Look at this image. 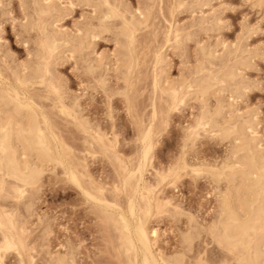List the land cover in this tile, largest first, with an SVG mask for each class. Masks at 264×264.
I'll return each instance as SVG.
<instances>
[{
    "label": "rangeland",
    "instance_id": "rangeland-1",
    "mask_svg": "<svg viewBox=\"0 0 264 264\" xmlns=\"http://www.w3.org/2000/svg\"><path fill=\"white\" fill-rule=\"evenodd\" d=\"M32 1L0 0V76L6 85L11 83L18 87L15 75L21 73L27 76L31 72L28 70L31 64L38 61V56L35 57L38 53L35 52L38 42H34L38 41L36 32L28 30L24 33L26 30L23 28L29 22L27 16L31 9L28 8L31 6L28 3ZM118 1L126 8L127 11L120 5L126 14L128 10L130 15L140 11L147 14V25L136 33L134 58L137 63L129 81L131 87L125 89L123 75L115 71L119 57L116 58L118 41L115 40L114 31H102L103 34L100 31L101 34L96 32L92 45L80 58L64 48L61 49L63 52L60 51L62 56L58 55L56 58L59 59L53 60L52 74L58 81L56 87L59 85L62 90L57 87L58 91H63L65 96L63 92L54 96L55 92L51 94L50 86L46 88L37 79H32L29 84H25V88L22 86L19 89L26 90L24 92L30 94H27L28 97H33L36 107H41V112L50 120L55 136H58L57 139L65 148L62 152L67 155L69 166L72 165L70 167L79 172L83 186L93 196L102 202L105 200V205L116 203L125 209L136 179L129 181L123 178L126 177L125 171L123 177L120 176L126 167L118 162H125L128 170L135 171L141 154V138L152 128L154 148L144 173V186L150 191L152 199V213L145 220L155 254L167 258L182 253L185 256L183 264H223L231 256L224 249L218 248L208 234L196 241L189 251L182 244L181 235L196 224L205 227L219 216V202L227 191V181L222 180L217 184L211 175H205L206 172L195 177L194 170L220 168L229 160L232 143L220 139L216 132L209 133L211 130L207 127L208 132L200 128L190 136L202 110L201 98L188 93L186 105L182 103L171 109V99L155 89L154 79L155 74L160 76L159 72L163 71L161 81L167 86L177 83L183 76L191 75L193 69L202 62L203 46L216 49L219 56L226 53V47L239 44L243 49L246 48L244 55H248L245 56L246 60L250 56L249 60L246 65L239 67L242 74V78H239L248 82H244V87L243 81H240L242 92L234 95L232 87L225 88L224 84L219 83L216 84L218 87L213 86L209 90L206 98L210 109L218 106L225 109L222 110L225 115L223 117H232L234 113L235 119L236 116H242L240 118L244 120L249 118L247 121L251 123H248L246 132L257 139L258 146L264 149V4L256 5V0H203L206 3L201 1V8L197 5L199 1H196L197 4L193 2L195 0H184L180 7L176 0ZM62 2L63 6L66 4L70 7V0ZM77 3L73 2L70 7L73 10L63 14V18L55 23V28L76 35L79 33L80 22L88 19L91 23L96 21L90 19V15H95L92 6ZM203 18H206L204 22L207 24L203 23L204 28L200 27ZM96 22L92 24L96 26ZM175 30L182 35L180 39L185 38V41L179 42L180 45L177 44L178 47L175 40L172 41L173 35H170V31L173 33ZM158 55L167 58L159 66L156 65ZM241 57L237 60H242ZM85 58L94 65L96 59H101V66L94 73H89L86 65L89 63L84 61ZM233 61L230 65L235 63ZM101 80L106 82V86ZM125 90L128 91L129 101L122 94ZM59 95L64 96V100ZM58 97L60 102H57L61 104L56 102ZM62 106L67 107L69 112L74 108L78 121L61 112ZM155 108L157 113L154 118ZM82 122L85 123L81 125ZM80 125H88L90 129L85 131ZM99 133L102 136L99 138L109 144L105 143L111 149L108 150L109 156L114 154L112 158H116L118 164L111 157L109 159L108 154L104 155L94 140ZM119 164L124 167L123 170ZM54 165L47 164L44 168L40 190L28 192L32 205L28 202L29 198L26 203L29 208L32 206L31 211L29 208V212L26 211L27 208L22 204L17 206L15 215L20 222L17 224L23 227L21 230L24 229L20 231L24 232L20 236L26 249H23V253L14 250L5 253L4 264H56V259L61 256H66L65 259L71 263L73 255V264H128V255L123 245L121 247L117 222L107 219L108 212L98 206L103 210L100 212L96 207L97 202L87 201L81 189L70 183L61 165ZM173 170L180 173L178 179L172 176ZM121 177L130 182L128 186L124 184L127 186V189L124 188L126 191L121 188L123 192H120V188L116 190V187L126 183L122 182Z\"/></svg>",
    "mask_w": 264,
    "mask_h": 264
},
{
    "label": "bare ground",
    "instance_id": "bare-ground-1",
    "mask_svg": "<svg viewBox=\"0 0 264 264\" xmlns=\"http://www.w3.org/2000/svg\"><path fill=\"white\" fill-rule=\"evenodd\" d=\"M25 1L30 2L32 0ZM75 1L78 2L77 4H81L82 2L86 5L92 6V8H94L93 14L95 15H90V17H92L90 19L97 21H95L97 24L95 26L92 24L95 22L91 23L88 21L89 19L85 20L86 18H84L85 21L80 22L81 26L78 29L79 33L76 35H74V33L62 32L58 30L59 28H55V23L63 18V14H67V12L72 9L70 7L73 6L72 4ZM183 1L184 0H176L179 7L181 4H184ZM196 1H199L198 4ZM201 1L203 4L206 3L204 2L205 0H195L193 2L199 6L202 4ZM256 1V5L257 3L264 4V0ZM27 3H25V5ZM69 3L70 4L68 5H70V7L66 6V4L63 6L62 0H33L31 3L32 5L28 3L31 6L28 9H31V12L27 9L30 12V15L27 14L28 19L26 18L27 22H29L25 23L26 25H23V28L26 30L24 33L29 32L28 30H34L36 32V37H38L36 39H38V41L36 40L34 42H38V44H36L38 45L36 48H38L35 51L36 53L38 51V53L37 55L36 53L34 55H36L35 57L38 56L37 60L40 62L36 61V63H33V65L38 63L35 66L31 64V70L30 67L28 69L31 72H29L27 76L26 74L20 75L21 73H17L18 75H15L17 79L16 82L19 85L18 87L16 84L15 86L11 83V85L4 84V80L2 81L0 76V264H4V255L10 250H14L15 252L21 251L23 253L25 242L20 234H23L24 232L21 233L20 231H24V229L21 230L23 227H20L17 224H20V222H18L15 215V210L18 208V205L22 204L21 206L24 205L27 208V210H25L28 211L29 206L26 201L29 197L27 194H30L28 192H32L31 190L35 192L40 190L39 183L42 181L41 179L44 173V168L47 164H55L56 166L61 165L62 168H64V174H66L70 183L81 189L83 195H85L84 197L88 199L87 201L90 200L95 201L94 203L97 202V208L99 206L108 212V214L106 213V216L109 215L107 216V219L111 220V222L114 220L117 222L119 229L116 230L120 232L119 238L122 242L121 247L123 245L122 248H125L124 251L128 255V264H183L185 256L182 253H178L173 257L167 258H163L162 256H157L155 254L153 250L154 243L151 240L150 232L145 220L148 219L152 213V199L149 196L150 191L144 186V173L146 172V168H148L147 166H149L148 163H150L154 148V139L152 137L153 132L151 131L152 128L149 129L147 134L143 135L141 138L142 147L139 146L141 147V152H139L141 154L138 156V158H140L136 166V170L132 171L129 169V171L125 162H118L121 165L124 164L126 167L124 168L122 167L123 165L121 166L119 164V167H122V170L124 168L122 175L120 174V176L123 177V173L125 171L126 177L124 176L123 178L128 179L129 181L132 178L136 179L134 184L135 187L133 186V189L131 190L132 195H128L129 198H127V204L125 203V209H123L124 207L121 208L122 206H118L116 203L111 206H109L108 203L105 205V200L102 202L101 199L98 198V200L95 196H93L92 193L83 186L84 184L82 177L79 176V172L76 171L74 167H70L72 165L69 166L66 158L67 155L62 152L65 148H63L64 146L60 142V139H57L58 136H55L56 134L52 129L53 127L51 128L52 125L50 124V120H48L49 118L46 117L44 112H41V107L39 106L41 110L36 107V104L34 103L35 100L32 99L33 97H28L30 96L28 93L27 96L25 93L26 90L21 89L24 90V92L19 89V87L22 86L25 88V84H27V82L29 84V82L33 81L32 79H37L40 81L38 82L41 85H45L46 88L50 86L53 90L52 91L49 88L51 94L55 92L53 95L57 97L56 94L63 91H61L62 89L59 85L57 87L61 89L60 91H58L59 89L56 87L58 81L56 82L57 79L55 80L54 73L52 74V66H54L53 64L55 63L53 60L59 59L56 58L58 55L62 56L60 53L64 51H61V49L64 48L68 49L70 51L69 53L77 55L80 58L83 52H87V49L92 45V39L96 36L95 34H101L102 31L108 33L114 31L113 33L116 35L115 40L118 41L116 58L119 57L115 71L123 75L122 77L125 79V82L123 81L125 89L126 87H131V82L129 81H131L132 75H134L135 63H137L134 55L136 33L138 30L142 29L141 27L147 25V14L145 12H141L140 9L139 11L141 14L139 12L138 14L137 12H132L137 14L136 16L134 14H131V16L129 14V10L126 14V12L120 9V5L122 7L124 6L119 3L118 0H70ZM194 6L196 5H193V7ZM125 11H127L126 8ZM205 19L203 18V20H200L202 23L200 24V27H203V23L207 25L206 22H204ZM209 20L206 21L208 22ZM170 35H173L172 41L175 40L174 43H176V46L179 42H182V40L185 41L184 37L180 39V36L182 35H179V31L177 30H175V32L173 31V33L170 31ZM170 37L168 36V38ZM244 40H246L245 37ZM245 49H243V47L239 44L234 47H226V53L219 56L217 55L218 53H216V49L209 47L205 48L203 46L201 51V59L203 60L200 59V61H202L199 64L200 66H195L196 68L195 70L193 69L194 72L192 71L193 73H191V75L189 74L187 76H183V78L181 77L177 83L168 84L169 86H164L161 81L163 78V71H158L159 74H161L160 76L155 74L154 79L155 89H159L162 93L167 94L171 99V109L177 108L182 103H187L186 97L188 96V93H194L196 94L195 97L197 96L196 98H201L202 102L200 101V103L202 104V107L200 109L202 110L198 115V121L194 127L195 130L193 131V134L189 133L190 136L196 134V130H200V128H204L203 130L206 133L208 130L206 129L207 127L211 130L209 133L216 132L220 136V139L223 141L228 140L232 143L230 145L229 160L226 161V163L224 162L225 164L221 165L220 168L210 167V169H208L209 167H205L206 169H202V171L200 168L194 170L196 173L195 177H198V175L201 176L206 172L205 175H211L213 179L211 177L210 178L213 181L215 180L217 184L223 182L222 180L227 181V191L224 192V195H222V199L219 202V216H217V219H215L211 224L205 227L196 224L181 235L182 244L189 251L193 248L196 241H200L204 234H208L212 242L218 245V248L220 247L224 249L231 256V259L223 261V264H264V149H261L258 146L257 139L252 138L246 132V129L249 127L248 123H251L250 121H247L249 118L245 119L247 122L240 118L242 116H236L237 119H235L233 116L234 113L232 114V117L231 115L229 117L227 116L228 118L223 117L225 116L223 115V111L225 109L223 108V110L222 108H219V106L218 108L215 107L210 109L206 98V94L209 93V90L211 91L212 87L217 86L216 84L219 85V83L224 84L225 88H227V86L232 87L231 92H234V95L240 94L239 91L242 90L244 82H246L244 80L246 79H241L242 77L240 75L242 74L239 72V67L246 65V61L249 60L250 57L249 56L246 60L245 56L247 54L244 55V53L247 51ZM239 56H242V60H237ZM85 59L84 61L89 63L87 60L88 58ZM165 60H167V58L165 59L163 55H158L156 57V65L159 66L165 63ZM231 61L235 62L233 63L234 65H230ZM95 62L96 65L93 63H85L88 65L87 70L89 73H94L101 66V59H96ZM218 67L220 70L216 69ZM158 68L156 70H158ZM162 69L160 68L159 70ZM239 76L241 78H239ZM240 81H243L242 88ZM102 82L105 85L106 82ZM221 87L224 88L223 85H221ZM122 94L125 95V99H127L128 91L125 90ZM61 95H59V97ZM64 96L61 97L63 98ZM59 97L58 99L56 98V102L61 99V97L60 99ZM128 99L127 101H129ZM63 100L62 103L64 104ZM59 102L57 103L61 104ZM154 107L155 106H153V108ZM66 108L62 106L60 109L61 112L76 121V117L78 116L75 114L74 108H71L74 112H69ZM153 112V117L155 118L157 113L156 108L155 110L153 109ZM238 119H241L243 122ZM80 120H82L81 117ZM86 122V124H88V121ZM84 123L82 122L81 125ZM87 126L88 125H83L85 131L87 128L88 130L90 129ZM100 136V133L97 134V139L94 138V140H96V143L98 142L97 144L101 148V151H104V155L108 154L107 156H109L108 150H111L108 147L109 144L105 142L108 145L107 146L104 143V140L99 138ZM60 143L62 145H60ZM60 146L63 150H61ZM62 154H65V156ZM112 155L114 154H111L109 159L111 157L112 160L116 161V158H112ZM116 155L118 157V154ZM201 172L202 174H200ZM172 173V176L174 175L176 179L179 178L180 173L177 170H173ZM136 176H138V179ZM122 177L120 178L123 180L122 182H126V180ZM128 180L126 183H123V185L121 184V187H116V190H120L121 188H123V190L127 189L126 187L130 183ZM120 192H123L122 189ZM9 202H12L13 204L10 203L9 205ZM28 202L30 204L32 203L30 202V198ZM31 205L29 208L30 211L32 209ZM98 210H100V212L103 211L99 208ZM108 210H114L116 214L111 211L109 212ZM102 213H105V211ZM107 219L106 221H108ZM118 226L115 228H118ZM127 255L125 256L127 257ZM19 256H21L20 253ZM65 258L67 257H58V259H56L57 262L55 263H75L74 255L71 263H69Z\"/></svg>",
    "mask_w": 264,
    "mask_h": 264
}]
</instances>
